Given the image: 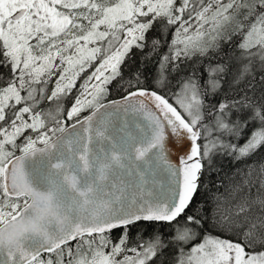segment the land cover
Instances as JSON below:
<instances>
[{"label": "snow or ice", "instance_id": "6c2138e0", "mask_svg": "<svg viewBox=\"0 0 264 264\" xmlns=\"http://www.w3.org/2000/svg\"><path fill=\"white\" fill-rule=\"evenodd\" d=\"M234 34V69H210L212 94L227 85L216 104L192 77L169 97L139 68L122 72L133 48L150 44L147 61L168 44L155 77L165 88L182 58ZM113 81L127 94L104 103ZM219 155L262 163L187 213ZM160 173L162 196L149 186ZM141 223L171 234L133 239ZM0 264H264V0H0Z\"/></svg>", "mask_w": 264, "mask_h": 264}, {"label": "trees", "instance_id": "16d2710c", "mask_svg": "<svg viewBox=\"0 0 264 264\" xmlns=\"http://www.w3.org/2000/svg\"><path fill=\"white\" fill-rule=\"evenodd\" d=\"M150 37H159L160 33L157 31H152L149 33ZM173 38L172 33L167 34V39L170 42ZM240 40L239 35H232L231 39H221L218 41L219 47L209 51L208 55H194L190 59L182 58L181 62L179 63L178 68H173L170 74L168 75V85L165 88H159L155 84V77L157 74V67L160 57L168 52V44H165L163 47L160 48L159 53L153 54L150 59L147 61L145 60V56L150 52L151 45L143 50H138L133 48L132 53L130 54V58L126 60L125 66H122V72L124 74L125 79H127L133 70L139 68L141 72L144 73L146 80L144 81L145 87H152L157 88L158 91L163 92L166 96L171 97L173 92H178L182 82L187 80L188 78L192 77L196 79L202 89H209L208 94L205 97L206 102L208 105L216 104L218 101L222 100L225 95V91L227 90V85H224V90L217 94H212L210 91V86L208 85L207 81L210 76V69L215 68L217 64L225 63L229 66L235 67L234 61L240 55V50L236 45ZM171 67V66H169ZM87 76V72L82 74L80 80L77 82V88L73 89L72 94L61 101L63 104L64 111L70 108L72 102L79 91V85L83 82L84 78ZM54 77L49 81L47 84V89L50 92L54 87ZM225 79L230 80L231 76H225ZM123 83V82H121ZM223 85V81H221ZM109 94L105 98V100L118 98L125 95L127 92L126 90L121 87L120 84H117L116 81H113L112 84L108 86ZM257 89H259V85L257 84ZM229 99L235 94L234 91L227 92ZM104 100V101H105ZM53 106L56 109V102H45L41 105L42 108L47 109L49 107L52 110ZM89 113L85 111L81 114V117ZM61 119H66V116L63 114L59 117ZM74 122V120H66L67 124ZM250 131V129H249ZM34 135V133H33ZM247 135V131L245 132V136ZM240 144L244 143L243 139L239 140ZM261 161L260 156H253L248 158L247 160H236L233 159L231 156L228 155H219L215 158L214 167L211 171H205L204 175L201 177V187L197 190L193 198V202L190 205L189 209L186 210L187 213H191L196 206L200 204H204L206 209L213 207L215 204L214 197L216 196H226L228 193V188L232 186H236L239 180V174L249 165L256 164ZM232 183V185H231ZM234 183V184H233ZM236 184V185H235ZM231 185V186H230ZM229 186V187H228ZM222 203V201H221ZM183 219V217H181ZM133 227L136 229V233H134ZM206 227H210L206 225ZM156 228L161 232H164L165 235H170V225L165 224L161 227L157 224H137L132 226L130 229V235L133 239L136 238L137 232L143 231L145 235L152 232V230ZM123 231V229H115L112 231L111 235L113 240H115ZM134 233V234H133ZM216 234H220L217 232ZM201 237L197 236L195 240H193L189 244L198 243L200 242ZM184 245L185 249L189 245Z\"/></svg>", "mask_w": 264, "mask_h": 264}, {"label": "water", "instance_id": "95a60500", "mask_svg": "<svg viewBox=\"0 0 264 264\" xmlns=\"http://www.w3.org/2000/svg\"><path fill=\"white\" fill-rule=\"evenodd\" d=\"M123 97H124V95L121 96V97H118V98H113V99L105 100L104 103H110L113 100L120 101V100L123 99ZM88 114L89 113H87L86 115H88ZM128 119H137V117H134V116L129 115L128 116ZM74 122H72V123H74ZM72 123H70L68 125H71ZM77 127L79 128V125H77ZM170 146H172V147L175 148V141H174V139L170 140ZM164 180H165V177H164L163 173L158 174L156 177L149 176V181H150L149 186L152 187L157 192V194L158 195H161V196L165 194L164 189L160 187L161 181H164Z\"/></svg>", "mask_w": 264, "mask_h": 264}, {"label": "rangeland", "instance_id": "374dc122", "mask_svg": "<svg viewBox=\"0 0 264 264\" xmlns=\"http://www.w3.org/2000/svg\"><path fill=\"white\" fill-rule=\"evenodd\" d=\"M93 69H88V71H87V75L92 71ZM57 78L58 77H56V76H54V79H53V81H54V87H55V81L57 80ZM54 87H53V89H54ZM179 90V89H178ZM79 94V91H78V93L76 94V96ZM75 96V97H76ZM73 102H74V100H73ZM73 102H72V104H73ZM72 106V105H71ZM70 106V107H71ZM47 109H49V107L47 108ZM52 111H53V113H55V107L53 106V108H52ZM262 163V161H259L258 163H256V164H252V166H254L255 167V170H256V172H259V166H260V164ZM248 168H249V166H247L240 174H239V182H238V184L236 185V186H232L231 188L229 187L228 189V192H230V191H232L233 189H235L237 186H243V182H244V180L245 179H247V176H246V173H247V171H248ZM234 184V183H233ZM231 185H232V183H231ZM230 185V186H231ZM227 192V193H228ZM243 193H238L237 194V198H239V196L240 195H242ZM222 203H224L223 201H222ZM197 243V242H196ZM196 243H193V244H189L187 247H186V250L188 249V248H191L194 244H196ZM199 243V242H198Z\"/></svg>", "mask_w": 264, "mask_h": 264}, {"label": "flooded vegetation", "instance_id": "af4514ba", "mask_svg": "<svg viewBox=\"0 0 264 264\" xmlns=\"http://www.w3.org/2000/svg\"><path fill=\"white\" fill-rule=\"evenodd\" d=\"M159 225V227H161V226H163V225H165V224H158ZM133 229H135V227H133ZM134 233H136V229L134 230ZM133 233V234H134Z\"/></svg>", "mask_w": 264, "mask_h": 264}]
</instances>
